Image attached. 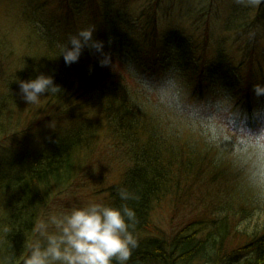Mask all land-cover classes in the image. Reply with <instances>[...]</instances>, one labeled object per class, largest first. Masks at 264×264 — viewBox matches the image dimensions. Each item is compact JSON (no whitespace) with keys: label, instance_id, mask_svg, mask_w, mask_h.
<instances>
[{"label":"trees","instance_id":"16d2710c","mask_svg":"<svg viewBox=\"0 0 264 264\" xmlns=\"http://www.w3.org/2000/svg\"><path fill=\"white\" fill-rule=\"evenodd\" d=\"M58 1L59 10L62 4L67 9L79 11V0ZM97 1L100 0L87 3L97 8L100 7ZM110 1L101 0L100 4L104 6L105 16L111 15L117 25L111 19L108 26L96 30L94 36L104 42V51L111 53L115 69L101 67L99 53L88 48L82 51L77 62L65 64L59 56L60 47L70 34L78 31L82 22L71 19L64 25L57 16L54 18L56 25H48L53 36L47 35L49 32L43 35L44 39L53 40L44 45L41 39L46 51L20 62L25 64L22 71H28L26 80L41 73L51 75L61 92L43 96L44 103L39 110L26 102L18 108L15 101L10 102L12 109L29 108L30 113L40 111V115L47 114L46 117L56 123L71 121L72 127L71 133L50 138L47 147H37L38 153L32 162L20 161V170L11 179L12 186L15 184L19 192L13 191L16 196L7 222L2 256L12 257L14 261L19 258L37 207L48 203L52 191L81 179L92 169L102 170L99 155L104 153L109 157L116 152L125 170L111 185L106 203L119 206L118 186H127L138 193V201H129L138 219L135 233L144 234L143 227L148 233L146 238H150L144 239L143 245L133 251L128 264H173L175 261L180 264H264V226L253 233L237 228L244 216L240 212L252 205L234 193L232 175L224 168L215 167L211 154L202 146L161 135L151 116L134 101L131 80L124 67L131 60L142 71L155 75L171 63L176 64L193 86L194 96L203 98L214 86H221L251 113L258 104L264 103V97L257 100L253 92V84L264 81V5L259 6L254 17L247 7L243 13L245 18L234 24L226 21L225 29L230 31L231 43L240 42L238 51L243 57L240 64L235 65L231 57L230 67L227 52L219 51L213 60L209 59L205 45L197 43L181 28L167 30L161 36L155 18L160 0L153 6H149L148 1L136 15L129 11L128 4L132 0H117L114 7ZM41 119L39 124L32 122L28 127L42 124L45 117ZM21 123L23 120L19 116L9 121V128H17ZM103 132L105 136L101 139H105L106 150L101 149L97 154L93 144L97 145ZM88 177L95 179V175ZM162 199L164 203L172 199L173 204L182 209L188 205L192 208L202 206L204 218L211 217L210 213L215 216L210 220L209 231L200 237L177 233L171 241L161 232L150 236L147 230L155 228L156 220L152 209Z\"/></svg>","mask_w":264,"mask_h":264},{"label":"clouds","instance_id":"9594fccd","mask_svg":"<svg viewBox=\"0 0 264 264\" xmlns=\"http://www.w3.org/2000/svg\"><path fill=\"white\" fill-rule=\"evenodd\" d=\"M237 3L258 7L264 0ZM95 31V27H87L68 36L59 55L65 64L77 62L88 48L99 53L101 67L113 68L112 55L104 51V42L95 38ZM124 67L134 101L151 116L161 135L202 146L215 167L232 175L234 193L264 210V103L249 113L221 86H214L203 98L194 96L193 86L176 64L155 75L131 60ZM17 82L27 105H37L41 97L61 92L51 75L41 73ZM253 92L257 100L264 97V81L254 83ZM47 127L56 131V121L51 120ZM117 196L119 206L89 200L81 206L48 211L33 224L34 238L25 245L23 264H128L138 247V219L129 201H138L140 196L127 186H118ZM0 264H14V259L5 257Z\"/></svg>","mask_w":264,"mask_h":264},{"label":"rangeland","instance_id":"374dc122","mask_svg":"<svg viewBox=\"0 0 264 264\" xmlns=\"http://www.w3.org/2000/svg\"><path fill=\"white\" fill-rule=\"evenodd\" d=\"M79 1L77 5L80 12L67 9L62 4V9L59 10L58 0H0V110L3 114V117L0 118V260L4 258L2 255L5 251L7 222L11 218L13 200L16 196L13 191L18 190L15 184V188L12 186L11 179L20 170L22 165L20 161L32 162L36 157L34 155L38 153L37 147H41V149L47 147L50 138L58 137V135L65 136L67 133H71L72 127L71 121L64 120L57 122L56 131H53L47 127L51 121L46 117L47 114L40 115V111L30 113L29 108H22L19 111L12 109L11 101H15L14 103L17 104L18 108L25 102L20 94L17 80H26L28 71H22L25 69V64L21 65L20 62L25 61V57H38L46 51L47 47L45 49L41 39L44 41V45L53 40H48L47 37L44 39L43 35L49 32L47 35L51 36L52 33L48 31V25L51 27L56 25L54 20L56 16L64 25L71 19H75V22H82L77 30L87 27H95L96 30L102 29V26H108L111 19L112 23L117 25L116 22H113L115 19L111 15L110 17L105 16L104 6L100 4L101 0L97 1L100 5L97 8L88 4V0ZM115 1L117 0L110 1L112 7L115 6ZM148 1L150 2L149 6L157 3V0H132L128 4L129 11L136 15V11L140 7L147 6ZM247 7L237 3V0H160L155 9V18L161 36L167 30L181 28L197 43L205 45V54L209 59L213 60L219 51L227 52L229 62L232 57L235 65L240 64L243 60L238 51L240 42L238 44L231 43V34L225 29V23L229 20L230 23L234 24L236 21L245 18L243 13ZM249 9L250 16L252 14L254 17L260 7L252 6ZM41 32L43 33L40 34ZM96 33L95 31L94 35ZM18 60L20 61L18 62ZM231 65L232 61L230 67ZM113 68L115 69V64ZM119 71L122 73L121 69ZM123 75L127 77L125 71ZM43 103L44 99L41 97L40 103L34 105V108L39 110ZM5 106H8L6 110ZM92 113L96 115L94 112ZM19 116L23 123L17 128H9V121H15ZM41 117L43 119L45 117L42 124L28 127L32 122L39 124L38 122L42 120ZM22 124L28 128L25 129ZM106 131L105 129L104 132ZM104 132L103 135L100 134L97 145L93 144L97 154L101 152V149L106 150L105 139H101L105 136ZM112 146L117 148L115 145ZM106 155L104 153L99 155L98 163L102 165V170L92 169L86 174L84 173L81 179L52 191L54 192L53 196L47 204L36 206L38 210L33 217L31 227L25 234V245L34 238L33 224L48 211L54 208L81 206L89 200L106 203V199L110 196L111 185L121 178L125 170V168H121L116 152L109 154V157ZM89 174L95 175V179H89ZM7 189L8 193L6 192ZM171 202L164 203L162 199L153 206L152 215L156 220L154 222L155 228L147 230L150 236L161 232L171 241L177 233L183 235L191 233L200 237L209 231L210 220L215 217L212 213H210L211 217L206 219L203 217L204 209L202 206L199 208L193 206L194 208H192V205H188L182 209ZM240 213H243L244 216L238 222L237 228L239 230L253 233L264 226V210L252 206ZM141 229L145 232L144 234L135 233L138 239V247L143 245L144 239H150L146 238L148 234H146V229L143 227ZM24 254L25 247L21 250L20 256L14 261V264H23ZM173 264H180V262L175 261Z\"/></svg>","mask_w":264,"mask_h":264}]
</instances>
